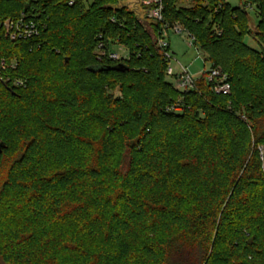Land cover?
I'll use <instances>...</instances> for the list:
<instances>
[{
  "label": "trees",
  "instance_id": "obj_1",
  "mask_svg": "<svg viewBox=\"0 0 264 264\" xmlns=\"http://www.w3.org/2000/svg\"><path fill=\"white\" fill-rule=\"evenodd\" d=\"M127 1L0 0V264H264V0ZM177 23L228 93L176 87Z\"/></svg>",
  "mask_w": 264,
  "mask_h": 264
},
{
  "label": "built area",
  "instance_id": "obj_2",
  "mask_svg": "<svg viewBox=\"0 0 264 264\" xmlns=\"http://www.w3.org/2000/svg\"><path fill=\"white\" fill-rule=\"evenodd\" d=\"M143 4L145 6H151L147 10V17L145 21H153L160 22L163 21V0H143ZM4 30L6 36L11 38L12 40H18L20 38H28L33 35L38 34L39 26L38 23L32 19H29L25 13L21 14V17L18 20H13L11 18H7L3 22ZM176 32L186 31L194 40V37L179 23L175 24L172 28ZM168 31L167 25L163 27L164 37L159 41L162 46H168L165 39V33ZM168 58L171 61L170 52L167 53ZM114 58H119L118 54L113 55ZM0 65L5 68V60H1ZM168 76L174 77L175 85L178 89L184 90L188 88H193L195 79L189 74V71L186 67L181 66L179 72L175 71L174 68L170 66L167 71ZM208 80L214 84V90L216 92L228 93L230 91V84L226 81L225 77L222 76L220 67H212L210 68V73L208 75ZM262 158L264 161V155L262 153ZM263 171H264V163H263Z\"/></svg>",
  "mask_w": 264,
  "mask_h": 264
},
{
  "label": "rangeland",
  "instance_id": "obj_3",
  "mask_svg": "<svg viewBox=\"0 0 264 264\" xmlns=\"http://www.w3.org/2000/svg\"><path fill=\"white\" fill-rule=\"evenodd\" d=\"M231 3H236V0H228ZM124 4L128 5L131 9L136 10L138 16L146 24L147 10L143 4V0H128ZM250 26L252 30L257 29L259 20L258 13L255 9H250ZM165 39L170 44L171 66L174 70L179 72L181 66L186 67L189 74L194 78H198L202 73L211 68L210 62L205 60V55L201 47L192 40V37L186 32H176L174 29H169L165 33ZM116 52L119 56L127 55V50L117 45ZM174 80V77H170ZM264 155V147H262Z\"/></svg>",
  "mask_w": 264,
  "mask_h": 264
}]
</instances>
